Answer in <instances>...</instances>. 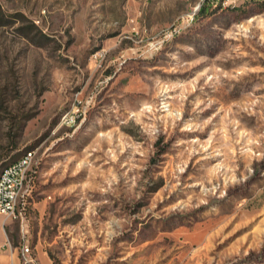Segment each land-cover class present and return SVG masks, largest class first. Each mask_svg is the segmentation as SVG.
<instances>
[{
  "label": "rangeland",
  "instance_id": "1",
  "mask_svg": "<svg viewBox=\"0 0 264 264\" xmlns=\"http://www.w3.org/2000/svg\"><path fill=\"white\" fill-rule=\"evenodd\" d=\"M28 150L21 262L264 264V0H0V171Z\"/></svg>",
  "mask_w": 264,
  "mask_h": 264
},
{
  "label": "built area",
  "instance_id": "2",
  "mask_svg": "<svg viewBox=\"0 0 264 264\" xmlns=\"http://www.w3.org/2000/svg\"><path fill=\"white\" fill-rule=\"evenodd\" d=\"M214 1V0H208ZM33 162V154L27 155V161L21 163L19 166H15L9 174H6L3 183L0 184V214L5 216H13V211H11V196L12 192H19V204L24 203L25 187L27 179H20V172H28ZM20 183L19 191H12V184ZM26 247L24 245L21 249V254L23 256V264H33L34 260H28L26 256ZM1 264V263H0Z\"/></svg>",
  "mask_w": 264,
  "mask_h": 264
},
{
  "label": "bare ground",
  "instance_id": "3",
  "mask_svg": "<svg viewBox=\"0 0 264 264\" xmlns=\"http://www.w3.org/2000/svg\"><path fill=\"white\" fill-rule=\"evenodd\" d=\"M32 154V150L24 152L19 158L5 165L0 171V184L3 183L6 174H9L15 166H19L21 163L27 161V155ZM28 172H20V179H27ZM20 183L12 184V191H19ZM19 205V192H12L11 196V211H13V216L16 214L17 207ZM20 209V208H19ZM26 255H30V248L26 247ZM29 260V259H28Z\"/></svg>",
  "mask_w": 264,
  "mask_h": 264
},
{
  "label": "crops",
  "instance_id": "4",
  "mask_svg": "<svg viewBox=\"0 0 264 264\" xmlns=\"http://www.w3.org/2000/svg\"><path fill=\"white\" fill-rule=\"evenodd\" d=\"M27 256V255H26ZM29 260H34L30 255H28ZM0 263L1 264H22L16 247L11 245L5 246L4 240L0 242ZM33 264H48L44 257H39V261Z\"/></svg>",
  "mask_w": 264,
  "mask_h": 264
}]
</instances>
